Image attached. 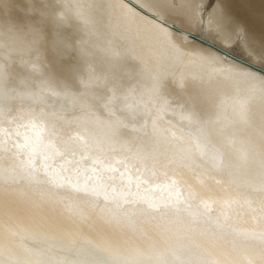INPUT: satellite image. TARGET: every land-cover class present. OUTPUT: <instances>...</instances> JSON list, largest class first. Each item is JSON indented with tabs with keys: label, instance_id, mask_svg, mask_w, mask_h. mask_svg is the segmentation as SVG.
<instances>
[{
	"label": "bare ground",
	"instance_id": "1",
	"mask_svg": "<svg viewBox=\"0 0 264 264\" xmlns=\"http://www.w3.org/2000/svg\"><path fill=\"white\" fill-rule=\"evenodd\" d=\"M0 78V264H264V0H0Z\"/></svg>",
	"mask_w": 264,
	"mask_h": 264
},
{
	"label": "rangeland",
	"instance_id": "2",
	"mask_svg": "<svg viewBox=\"0 0 264 264\" xmlns=\"http://www.w3.org/2000/svg\"><path fill=\"white\" fill-rule=\"evenodd\" d=\"M209 5H210V8H211V6H212L211 2L209 3ZM191 34H192V33H191ZM194 36H195V38H197V39L203 40V38H201L202 36L200 35V33H198V34H194ZM238 45L240 46L241 44L239 43ZM231 47L237 48L238 46H237L236 43H234V45H232ZM234 52H235V51H234ZM234 55H235V54H234ZM261 64H263V62H261Z\"/></svg>",
	"mask_w": 264,
	"mask_h": 264
},
{
	"label": "clouds",
	"instance_id": "3",
	"mask_svg": "<svg viewBox=\"0 0 264 264\" xmlns=\"http://www.w3.org/2000/svg\"><path fill=\"white\" fill-rule=\"evenodd\" d=\"M4 80L2 78H0V84H3Z\"/></svg>",
	"mask_w": 264,
	"mask_h": 264
},
{
	"label": "snow or ice",
	"instance_id": "4",
	"mask_svg": "<svg viewBox=\"0 0 264 264\" xmlns=\"http://www.w3.org/2000/svg\"><path fill=\"white\" fill-rule=\"evenodd\" d=\"M262 85H264V82H262Z\"/></svg>",
	"mask_w": 264,
	"mask_h": 264
}]
</instances>
